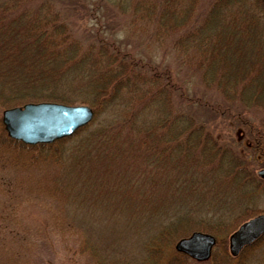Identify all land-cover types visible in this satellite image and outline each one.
Instances as JSON below:
<instances>
[{"label":"rangeland","instance_id":"rangeland-1","mask_svg":"<svg viewBox=\"0 0 264 264\" xmlns=\"http://www.w3.org/2000/svg\"><path fill=\"white\" fill-rule=\"evenodd\" d=\"M39 2L28 11H13L7 25H36L37 15L49 6L53 13L40 28L37 50L42 45L65 48L52 56L47 50L28 55L24 63L20 55L0 56L20 76L30 73L44 86L30 91L0 83V124L3 111L26 104L87 106L93 117L61 142L30 149L0 145V216H11L15 230L28 233L32 255L28 258L21 238L12 239L11 249H22L23 264H38L35 252L43 256L39 264L50 258L60 264L63 246L51 226L60 215L92 246L125 264H163L165 252H175L174 244L192 233L212 236L217 248L206 262L188 258L182 264H228L229 236L243 222L264 215V187L241 177L256 179L264 168L261 0H80L73 14L59 0ZM62 15L75 23L69 27L75 33L63 24ZM17 27L20 34L27 28ZM221 44H236L238 55L223 46L215 51ZM100 46L117 50L124 62L136 66L137 78L131 82L152 88L150 98L138 102L131 84L111 101L89 87L82 74L105 71L88 67L89 51ZM82 54L84 59L75 64ZM225 59L231 61L230 71ZM169 104L174 114L184 113L179 124L168 114ZM112 124L124 131L106 132ZM194 132L225 151V157L204 153ZM228 153L234 156L231 162ZM239 163L243 170L233 179L238 175L233 166ZM193 170L195 177L187 175ZM69 183L82 186L74 206L64 193ZM7 231L0 230V247L12 238ZM254 248L251 255L242 251L234 264H264V237Z\"/></svg>","mask_w":264,"mask_h":264},{"label":"trees","instance_id":"trees-1","mask_svg":"<svg viewBox=\"0 0 264 264\" xmlns=\"http://www.w3.org/2000/svg\"><path fill=\"white\" fill-rule=\"evenodd\" d=\"M30 1L31 0H0V56L2 58L11 59L12 56H14V55H20V56H22L21 62H23V59L28 55L34 56V57L36 55L38 56L39 51L47 50L46 52L47 53L49 52L50 56H52L53 54H57V51H55V50L65 48V46L58 45L57 48H51L52 50H48L47 45H42L37 50V47H39V38H40V36H42V35H40V28L42 26H44V25L46 26V25H48V23H50V19H49L48 15L50 13H53V12H50V8H49V6L52 4V1H50L49 6H47L48 11L46 8L45 14L43 13V14L37 15L36 25L30 26V25H27V23H26V25H24V23H22V22L7 25V22H6L7 19H9L12 15H14L13 11H15L16 9L20 10V9L26 8L28 11L29 7L40 4L39 0H36V2L34 0H32L31 2ZM79 1L80 0H65V1L59 0V2H61L65 6L67 5L66 7L64 5L63 6L66 8L67 12L70 14H73L74 12L78 11V7H79L78 2ZM53 2H54V0H53ZM54 4H55V2H54ZM54 4H53V7H55ZM19 6H21V7H19ZM11 12H13V13H11ZM109 12H111L110 9L108 10V13ZM9 13H11L10 16L8 15ZM62 16L64 18H66V20H63V24L65 26H67V29L70 32H74V30L72 28H69V27L75 26V23L70 18H68L69 16H67V15L66 16L62 15ZM19 25L22 27L27 26L26 31H24L23 33H27L29 35H25V34L22 35L23 33L20 34L18 32L19 27H17ZM58 25L59 24L55 25L54 27H57ZM13 27H14V31H13ZM3 29H5V31L3 34H1ZM104 30H105V28H104ZM230 45L231 46L226 47V46H224V44H221L219 47H217L215 49V51H218L223 46V47H226L225 50L232 49V50H234L232 52L234 54L237 53V55H238L239 51L234 48L236 46V44L233 46H232V44H230ZM104 48H105L104 46H100L99 48H97L92 53L89 51V53L93 56V58L90 60H87L89 63L88 67H91V68L103 67L102 70H105V71H103V73L99 72L97 75H95L92 72L87 73V74H82L83 78L86 79L85 81L88 82L89 85H91L89 87L93 91L98 92L102 96L103 99H107V100L111 101L115 97L116 91L120 92V90L126 86L125 84H128V85L131 84L132 88L136 91V93H133V94L137 95L136 99L138 102H143L144 100H147L148 98H150V96L152 95V88H144V86H142L140 83H137L136 81L134 83L131 82L132 79L136 80V78H137L136 70L134 69L136 66H134L132 62L131 63L124 62V59H122L120 57V53L117 50L108 49V48L104 49ZM17 53H19V54H17ZM245 53H246V51H245ZM84 56H85V54H82L81 57H76L74 59L75 64H77L82 59H84ZM161 61L162 62L160 63V66H163L164 60L161 59ZM60 64L62 65V64H64V62L62 61V62H60ZM73 64L74 63L72 62L71 65H73ZM223 64L225 66V69L230 71L229 65H231V61H229V63H228V61L225 59ZM12 67H13L12 62L9 60L5 64L0 62V83H3V84L6 83L5 85L11 89H14V88L23 89V90L29 89L30 91L35 90L38 87H44L42 85L39 86L40 84H38V83L40 81H38V79H35V77H31L30 73H26V74H23L22 76H20L18 72L13 71L14 69H12ZM243 67L246 68V66H243ZM253 68H255V70L258 72V75L262 73V71L258 65H255ZM8 73H10V74H8ZM22 79H26V80L24 81ZM22 84L25 87L20 88V85H22ZM135 86H138V87L134 88ZM35 87H37V88H35ZM165 89H167V86L164 87V90ZM121 91H126V90H121ZM140 91H142V93ZM214 93H218V91L215 90ZM127 95H128V93L126 92L125 96H127ZM1 96H2V92L0 93V100H2V102H3V97H1ZM180 97L181 96L179 94L178 98H180ZM123 101H124V98L121 102H123ZM101 105L102 104L99 103L98 109L101 108ZM168 106H169L168 114L174 115V117L176 118L175 120H172V121H178L177 124H179V120L181 119V117H184V113H182L180 115H178L177 113L174 114V110L172 109L171 104H169ZM144 107H145V105H141L142 109ZM104 108L107 109V106H105ZM114 109L117 110V108H114ZM114 109H113V111H115ZM194 128H195V126L193 124H192V126H188V130L190 131L189 133H192L191 131ZM123 129H124V126L113 127V124L104 128V130L106 132H111V133L123 132L124 131ZM197 129H199V127ZM183 130H184V128H183ZM127 132H128V130H127ZM179 132H180V130H179ZM194 133L197 134L196 136H198V137L197 138L194 137V138L196 140H200L201 146L203 147L202 151L204 153L210 154V155H212L213 153L220 155V153H222V158L225 157V155L223 154V153H225V151H223V150L221 151L220 148H217L215 146V144L210 139H208L206 137H204L205 138L204 139L202 136H200V133H197V132H194ZM174 137L178 138L179 134H177ZM190 138H193V137H190ZM64 140H66V138L62 139V140L55 141L53 143L61 142ZM5 144L7 146H10V147H16V145H18L22 149H23V147L25 149H30V148H37V147L44 146V145L28 146V145H24L20 142H17V141L10 139L7 137V135L3 129V126L0 124V145L7 147ZM170 144H171V142H170ZM257 144H259L258 139L256 140V145ZM45 145H49V144H45ZM0 147H2V146H0ZM183 147H182V150H183ZM56 157H57L56 155L53 156L54 162L57 160ZM185 158L187 159L188 157H185ZM233 159H234V156H232L228 153L227 160L231 162ZM13 161H15V160H13ZM174 162L176 164H179V159H176ZM185 162L194 164V163L186 161V160H185ZM242 170H243V167H242L241 163H239V165L235 164L233 166V172L237 171L238 175L234 176L233 179L238 178L241 175ZM195 172L196 171L193 170V171H191L190 174H187V175H190L191 177H195L196 176ZM241 177H242V180L245 182H249L250 184L253 182L256 187L260 186V185L264 187V182L259 180L257 177H256V179H255V177H253L251 175H249V176L241 175ZM73 181L75 183H77V181H75V180H73ZM69 184L64 186V193L66 194V198L72 199V202L70 203V205L74 206L75 205L74 199L76 200V198H74V196H76L78 198V193L81 191L80 188L82 186H80V185L72 186L73 184H71V183H69ZM51 226L53 228L57 229V231L55 230V232H53V233H55L57 235V236H55V237H57V242L61 243L63 246V248L61 249L60 264H125L124 262H122V259H120L119 257L112 256V255L110 256L106 252H102L101 249L98 248L97 246H92L87 241V239L82 237L79 230L74 229L72 222L65 220V219H62V216L59 215L58 217L54 218V221L51 223ZM5 228H8V231L5 233L6 237H12V238L11 239H9V238L4 239L2 241V244L0 247V260H1L0 264H23L24 261L22 260V258L25 259V257L23 256L22 249H19L18 251L11 249V243L14 242L12 239L18 240L19 238H21V239H19V241L23 244L24 247H26L25 248L26 251H30L28 253V258H30L32 255V250L26 244L27 239L29 240L28 233L19 232L18 230H15L16 227H15V224L13 223V219L11 218V216H8V217L7 216H3V217L0 216V230L4 231ZM260 240H258L257 242H255L251 246L244 248L242 251L243 252L245 251V253H246L247 251L250 250V255H251L253 253V250L255 249L254 247L257 245V243ZM51 244H52V242H51ZM47 245H50V242L47 243ZM216 246H217V244H216ZM216 246L214 247V249L217 248ZM42 248L45 249L46 245L39 248V249H41V251H42ZM242 253H241V255H242ZM52 254H54V252H52ZM33 256H35V258L36 257L39 258V263L41 262V260L43 258V256H39V254L37 255L36 252H35V255H33ZM107 256H110V258H108ZM227 256H225V257H226V261L229 262L228 264H234L235 262L238 261V259L240 257V255L237 258H232L231 256L230 257L229 256L227 257ZM50 259H48V261H46L44 264H52ZM186 260H188V257L185 255L176 253L174 251H167L164 254L163 264H182V263H185ZM25 264H28V263L26 262Z\"/></svg>","mask_w":264,"mask_h":264},{"label":"water","instance_id":"water-1","mask_svg":"<svg viewBox=\"0 0 264 264\" xmlns=\"http://www.w3.org/2000/svg\"><path fill=\"white\" fill-rule=\"evenodd\" d=\"M264 7V0H261ZM93 117L87 106L68 107L56 104H26L2 112L1 124L8 138L24 145L52 144L69 138L85 127ZM256 175L264 180V169ZM264 236V215L253 217L241 225L228 238V252L236 258L241 251ZM216 240L210 235L192 233L174 244L175 252L203 263L210 259Z\"/></svg>","mask_w":264,"mask_h":264}]
</instances>
